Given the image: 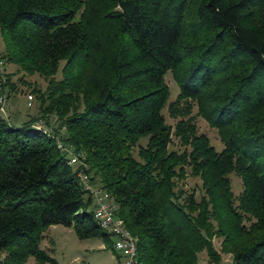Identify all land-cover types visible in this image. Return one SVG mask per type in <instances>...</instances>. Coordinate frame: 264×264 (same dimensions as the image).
<instances>
[{
  "label": "trees",
  "instance_id": "trees-1",
  "mask_svg": "<svg viewBox=\"0 0 264 264\" xmlns=\"http://www.w3.org/2000/svg\"><path fill=\"white\" fill-rule=\"evenodd\" d=\"M0 34V61L49 80L32 90L37 116L0 117V264H57L40 247L54 224L102 236L120 259L80 169L118 205L141 264H198L202 251L210 264H264V0H0ZM53 117V133L36 127ZM59 142L87 166L69 164ZM189 174L200 200L179 187Z\"/></svg>",
  "mask_w": 264,
  "mask_h": 264
},
{
  "label": "rangeland",
  "instance_id": "rangeland-1",
  "mask_svg": "<svg viewBox=\"0 0 264 264\" xmlns=\"http://www.w3.org/2000/svg\"><path fill=\"white\" fill-rule=\"evenodd\" d=\"M5 43L0 34V53L5 52ZM10 77L12 83H14L16 89L11 90L10 86L3 85L5 79ZM61 77L60 73L56 75V78ZM166 81L171 89V96L169 101L176 99L179 93V86L172 74L168 72L166 75ZM49 80L39 73H27L22 71L19 66L13 63H9L5 60L0 61V97L3 96L6 104L7 116L10 123L20 126L25 121L32 117L37 116L40 113V100L34 92L33 88L41 89L45 91L48 87ZM32 95V98H29ZM2 102L0 101V106ZM197 107L194 108L192 115L195 116V121L198 125L200 133L207 134L212 144L217 150H222L224 144L220 139L216 128L209 125V123L202 117L197 115ZM163 113L166 120L172 126H175L176 122L181 118H173L170 115L168 104L165 106ZM53 117L48 125L46 121L39 120L36 125H40V128L46 129L49 133L55 128H59V121ZM64 129L62 130V133ZM147 139H142L140 144L145 145ZM172 149H182L177 139L174 138V143L171 145ZM138 147L134 148L133 154L138 156ZM233 185V191L236 195H239L242 190L241 178L236 174L230 175ZM93 184L99 186V182ZM179 187L183 188L187 193L195 191L197 200H200L204 195V189L202 187V180L199 176L189 174L183 181L178 182ZM111 241L114 245V237L111 235ZM107 242L102 236H93L88 238H80L76 233L74 227L64 226L62 224H54L47 228L44 232V239L42 240L40 247L45 250L51 257H53L57 264H121L119 257L116 255L111 247L107 246ZM215 247L220 250L221 238L214 239ZM25 264H42L36 260L34 256L28 258ZM43 264H51L49 262ZM198 264H210L209 256L206 251L199 253ZM222 264H234L233 257L230 254H223Z\"/></svg>",
  "mask_w": 264,
  "mask_h": 264
},
{
  "label": "built area",
  "instance_id": "built-area-1",
  "mask_svg": "<svg viewBox=\"0 0 264 264\" xmlns=\"http://www.w3.org/2000/svg\"><path fill=\"white\" fill-rule=\"evenodd\" d=\"M29 95V98H32ZM0 117H8L4 97H0ZM40 128V125H36ZM41 129V128H40ZM59 147L69 157V164L86 167L81 154L76 151L72 144L59 142ZM81 181L88 189L95 200V217L101 226L114 237V249L120 255L121 264H141L138 257V238L126 227L123 219L118 215V205L108 197V194L101 187L94 186L88 179L87 173L80 169L78 173Z\"/></svg>",
  "mask_w": 264,
  "mask_h": 264
}]
</instances>
